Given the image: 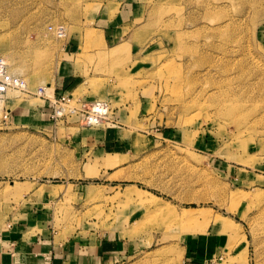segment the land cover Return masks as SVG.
I'll return each instance as SVG.
<instances>
[{"label":"rangeland","instance_id":"1","mask_svg":"<svg viewBox=\"0 0 264 264\" xmlns=\"http://www.w3.org/2000/svg\"><path fill=\"white\" fill-rule=\"evenodd\" d=\"M0 57L29 91L0 97V231H42L37 207L64 242L142 207L111 264H179L215 236L213 264H264V0H0ZM65 66L63 116L37 114L36 89ZM101 95L106 118L88 123L80 104ZM109 129L124 149L103 150ZM186 208L205 213L181 220Z\"/></svg>","mask_w":264,"mask_h":264},{"label":"crops","instance_id":"2","mask_svg":"<svg viewBox=\"0 0 264 264\" xmlns=\"http://www.w3.org/2000/svg\"><path fill=\"white\" fill-rule=\"evenodd\" d=\"M71 43L66 45V51H71ZM65 66L64 70L58 73V79L45 89V96L39 98L42 100L41 105L36 104L34 108L37 114L45 111L48 117L52 113L51 99L61 94H66L76 82V73ZM71 95V94H69ZM43 106V107H42ZM104 139V151L114 152L124 149L125 144H120L116 138V130L109 129ZM114 135V136H113ZM109 173H112L110 171ZM118 180H109L108 187H114L118 184ZM136 183H129L131 186ZM88 186V185H87ZM86 186V187H87ZM144 190V189H141ZM48 193V192H47ZM135 194H139L135 192ZM46 201L49 197L43 196ZM35 208V207H34ZM30 209L31 219L34 224L42 231L34 234H28L27 221L24 224L14 225L7 231H0V264H111L124 258L130 248L126 239L115 232L125 231L126 226L132 225L139 221L143 216L142 207L128 208L125 212L126 222L119 225H109L104 223L102 229L89 228L86 235L69 237L64 242H58L54 236L50 234L48 225H44L42 215H47V211L43 209ZM33 216L35 218H33ZM36 220V221H35ZM209 240V239H208ZM206 238H198L191 243L188 241L187 252L179 264H213L214 259H219L215 253L227 247L221 244L222 238L215 236L208 243Z\"/></svg>","mask_w":264,"mask_h":264},{"label":"built area","instance_id":"3","mask_svg":"<svg viewBox=\"0 0 264 264\" xmlns=\"http://www.w3.org/2000/svg\"><path fill=\"white\" fill-rule=\"evenodd\" d=\"M49 29L54 30V32L57 33L58 37H63L65 34V28L62 24H58L55 27L49 26ZM9 89H17V90L22 91V92H24V91L29 92L27 87H26V83H25L24 79L19 75H14V74L10 73L7 69L6 62L4 61V59L2 57H0V96H4V94ZM37 89H38V93H37ZM37 89H36V92L34 94L41 96V97H44L46 88H41V86H38ZM70 96H72V95L63 93V94L58 95L57 97L51 99V102L53 105V109H52V113H51L52 118L59 117L60 115L63 116L62 106H63V104H66L67 102L71 101L72 97H70ZM81 106H86V107H85V109H82ZM74 107L75 106L70 107L69 112L74 113L76 111ZM59 108H62V110ZM78 110H80L82 112H86L85 117L87 119V122L89 123V120H90L89 117L91 115L97 116V118L99 120L106 118V114L109 111V105L106 101L93 100V101H89L87 103L80 104V109H78Z\"/></svg>","mask_w":264,"mask_h":264},{"label":"bare ground","instance_id":"4","mask_svg":"<svg viewBox=\"0 0 264 264\" xmlns=\"http://www.w3.org/2000/svg\"><path fill=\"white\" fill-rule=\"evenodd\" d=\"M64 26V25H63ZM65 28V27H64ZM65 31H66V28H65ZM56 33V32H55ZM65 35V34H64ZM4 59V58H3ZM4 61L6 62V65H7V69L9 68V64H8V62H7V60H5L4 59ZM98 83V82H97ZM8 92H10V89L5 93V94H7ZM37 93H38V91H37ZM102 94H104L103 92H102ZM1 97V96H0ZM2 100L0 99V102H1ZM97 101H106V100H103V96L101 95L100 96V98L99 99H97ZM61 112V111H60ZM59 112V113H60ZM89 119H90V121H91V123H93V124H96L97 123V120H98V118H97V116H94V115H91L90 117H89ZM100 123V122H99ZM97 125V124H96ZM13 183V182H12ZM129 189H130V191H134V192H138L139 191V193H141V191L140 190H136V188H134V186H130L129 187ZM95 188L93 187V188H90L89 190H88V193L89 194H94L95 193ZM142 194H143V197H141V199H143V200H145V202H147V201H149L150 203H154V202H156L157 201V199H158V197L156 196V195H154V194H152L151 192H146V191H142ZM244 196V195H243ZM148 202V203H149ZM195 212H194V211ZM183 214L182 215H179V218L181 219V220H185V218L187 219V220H189V221H192L193 220V217H194V213H200V214H204L205 213V210H203L202 208H186V209H183V212H182ZM221 224H223V226L224 227H230V222L229 221H227V220H224V219H222V222H221ZM230 231H233L232 229H230Z\"/></svg>","mask_w":264,"mask_h":264}]
</instances>
